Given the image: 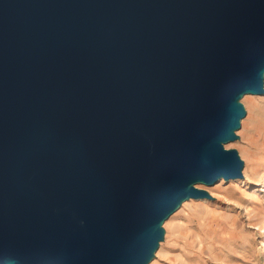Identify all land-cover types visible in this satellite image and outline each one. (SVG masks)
Wrapping results in <instances>:
<instances>
[{"label": "water", "instance_id": "water-1", "mask_svg": "<svg viewBox=\"0 0 264 264\" xmlns=\"http://www.w3.org/2000/svg\"><path fill=\"white\" fill-rule=\"evenodd\" d=\"M255 47L264 0H0V261L138 264L152 205L196 194L173 156L238 175L206 130Z\"/></svg>", "mask_w": 264, "mask_h": 264}, {"label": "rangeland", "instance_id": "rangeland-1", "mask_svg": "<svg viewBox=\"0 0 264 264\" xmlns=\"http://www.w3.org/2000/svg\"><path fill=\"white\" fill-rule=\"evenodd\" d=\"M240 101L245 112L222 143L236 157L238 175L195 181L196 194L163 222H145L149 242L138 264H264V76L261 92Z\"/></svg>", "mask_w": 264, "mask_h": 264}, {"label": "bare ground", "instance_id": "bare-ground-1", "mask_svg": "<svg viewBox=\"0 0 264 264\" xmlns=\"http://www.w3.org/2000/svg\"><path fill=\"white\" fill-rule=\"evenodd\" d=\"M249 54L253 56L252 58L255 57V60L257 61V63L254 64L255 68L253 70L254 75L252 82L242 81L236 77L232 82L228 92L226 93L227 98L224 96L226 99H230L231 104L236 105L237 111L234 112V116H229L230 123L224 126L223 133L215 134L206 130L208 139L211 142H216L219 144V152L223 156L226 155L227 151L224 150L222 143L232 137L235 126L239 124L241 116L245 112L244 105L240 101L241 96L246 92H257L263 88L264 49L261 47L250 48ZM172 159L173 160L171 161V164L167 163L160 169V171H162L164 177H168L170 181L184 187H193L195 185V181H202L211 184L219 178L226 179L234 176L232 172L225 170L209 171L204 167H200L195 164L192 158L188 155L180 156L177 154L173 156ZM189 195V192L184 191L167 192L161 196V199H159L158 202L152 205L148 214L153 215L155 222L160 223L168 214H170L171 210L181 199H184ZM26 262L28 264H40L39 262H31L29 258H26ZM45 263L51 264L50 262ZM0 264L20 263L13 261L10 258H5L3 261H0Z\"/></svg>", "mask_w": 264, "mask_h": 264}]
</instances>
